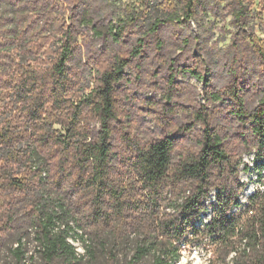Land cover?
Returning a JSON list of instances; mask_svg holds the SVG:
<instances>
[{
	"label": "trees",
	"instance_id": "obj_1",
	"mask_svg": "<svg viewBox=\"0 0 264 264\" xmlns=\"http://www.w3.org/2000/svg\"><path fill=\"white\" fill-rule=\"evenodd\" d=\"M180 3L191 19L197 0ZM179 13L177 0L150 19H98L85 0H0V188L17 199L8 201L7 225L22 205L45 264L81 262L71 236L91 258L103 252L111 264H176L183 244L205 239L209 264H264V183L242 205L241 163L202 111L196 117L205 127L193 149H178L169 135L144 140L122 127L126 69L146 57L147 37L155 35L163 48L160 29ZM86 28L105 48L141 32L127 54L115 51L106 65L96 64L93 85L79 73ZM252 42L264 67V44ZM185 70L206 81L196 67ZM227 95L235 101L231 113L250 132V150L264 157V92L254 108L236 82ZM209 210L210 220L198 225ZM21 240L14 249L19 262Z\"/></svg>",
	"mask_w": 264,
	"mask_h": 264
},
{
	"label": "rangeland",
	"instance_id": "obj_2",
	"mask_svg": "<svg viewBox=\"0 0 264 264\" xmlns=\"http://www.w3.org/2000/svg\"><path fill=\"white\" fill-rule=\"evenodd\" d=\"M85 1L90 13L98 19L127 16L155 18L165 11L166 5L176 2ZM197 2L195 14L187 19L183 16L182 3L177 0L182 18L161 27L159 36L164 42L163 48H158L155 35L147 37L146 57L133 63L134 68L126 69L130 80L120 85V102L124 110L122 127L144 140L169 135L177 141L178 149H193L205 127L196 117L197 112L202 111L210 125L227 137L229 147L237 154L241 163L238 178L245 184L240 201L242 205H247L249 197L263 186L264 157H259L257 150H250L253 144L250 132L231 113L235 101L227 95V91L236 82L240 95L250 108L256 107L263 96L264 67L254 50L252 39L256 38L259 44H264V0ZM240 9L243 13L237 17ZM138 31L141 33L135 29L127 35L123 44L112 45L109 49L110 44L105 48L102 40L86 28L78 42L79 59L82 57L83 64L79 70L81 79L91 81L93 85L96 64L106 65L109 55L115 51L127 54L136 42ZM137 63H142L140 69H137ZM195 67L206 81L184 72ZM171 74L175 75L173 83L169 81ZM214 93L220 94L223 99H215ZM127 124L130 126L127 127ZM245 139L250 140L248 146ZM9 191L0 188V264H45L37 231L28 228L22 205L16 206V221L7 225L9 209L12 208L8 201L17 202ZM215 193H211L209 204L216 200ZM210 218L211 210L203 214L198 225L202 226ZM21 238L25 255L19 262L14 249ZM69 240L82 255L79 264H111L103 252L91 258L81 239L71 236ZM210 247L209 239L183 244L181 258L176 264H209Z\"/></svg>",
	"mask_w": 264,
	"mask_h": 264
}]
</instances>
